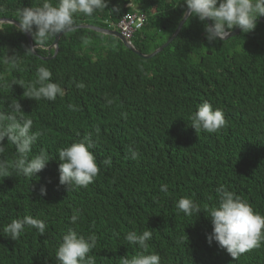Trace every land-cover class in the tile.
Returning a JSON list of instances; mask_svg holds the SVG:
<instances>
[{"label": "trees", "instance_id": "16d2710c", "mask_svg": "<svg viewBox=\"0 0 264 264\" xmlns=\"http://www.w3.org/2000/svg\"><path fill=\"white\" fill-rule=\"evenodd\" d=\"M42 2L0 0V19L18 21L17 9ZM182 2L108 0L105 11L78 16L76 22L106 28L104 20H118L132 11L127 5L133 3L148 18L146 31L133 43L141 53L150 54L175 33L186 12ZM114 8L118 12L111 14ZM204 24L188 18L180 34L150 60L138 58L113 37L86 29L64 34L56 58L42 60L25 53L29 45L22 32L0 25V58L19 56L15 68L0 62V82L17 84L0 86V109L17 100L26 118L33 120V130L41 132L32 154L44 148L54 157L30 180L0 176V264H57L51 247L62 236L58 237L53 218L70 222L74 209L81 210V217L69 228L85 225L96 235L91 253L96 264H119V258L136 255L139 249L127 244L124 235L145 228L153 231L149 251L159 253L162 263L194 264L198 253L216 252L205 243L211 220L183 213L175 217L168 204L189 196L201 208L214 206L217 187L225 185L219 182L233 173L238 178L235 193L264 215V23L257 22L250 33L212 44L205 38ZM84 37L90 38L89 45L82 44ZM36 53L46 58L53 50L39 48ZM41 66L49 68L52 82L64 89L55 101L29 99L23 95L26 88L19 86L20 81H34ZM204 101L224 112L226 124L215 133L196 132L190 126L189 116ZM89 133L100 168L93 185L58 188L59 173L54 179L58 149ZM5 143L0 159L11 165L15 149ZM130 147L139 153L136 159L131 158ZM108 157L110 167L102 163ZM161 184L168 185L170 195L160 192ZM41 186L46 188L44 196ZM11 198L16 200L7 209ZM26 215L44 216L49 223L45 234L28 228L16 241L7 238L3 226ZM252 256H256L252 264H264V242L246 259L251 261Z\"/></svg>", "mask_w": 264, "mask_h": 264}, {"label": "clouds", "instance_id": "9594fccd", "mask_svg": "<svg viewBox=\"0 0 264 264\" xmlns=\"http://www.w3.org/2000/svg\"><path fill=\"white\" fill-rule=\"evenodd\" d=\"M182 5L188 18L194 17L201 23L207 22L204 24V31L209 44L225 41L231 32L237 29L243 33H250L257 27V22L264 23V19H258L264 17V0H183ZM107 6L108 0H43L38 6L17 9L18 21L7 18L0 19L15 21L18 23L17 25L1 21L0 25H13L17 31L22 32L29 45V49H26L25 53L34 54L42 60L56 58L61 37L64 34H71L77 29H86L105 37H113L122 43L125 49L130 50L124 46L119 38L99 30L116 31L141 55L152 54L154 51L150 54H143L134 46L133 41L136 36H141L146 31L148 18L133 3L127 5L132 11L124 14L118 20H104L103 23L107 26L106 28L89 25L87 22L77 25L78 16L92 17L97 12L105 11ZM109 12L112 14V12H118V9L114 8ZM128 17L132 18L131 22ZM139 18H142V22L138 21ZM59 35L61 36L58 40V52L54 57L55 48L52 45ZM53 37V43L47 47V42ZM90 43L89 37L83 38V45L86 46ZM39 48L47 51L53 50V55L42 58L36 53ZM130 51L134 53L132 50ZM134 54L142 60H150ZM0 62L11 64L15 68L19 63V56L15 53L11 56L4 55L0 58ZM13 85H17L16 82L11 85L0 82V86L3 87L11 88ZM19 86L26 88L23 95L29 99L55 101L57 97H62L65 94L60 84L52 82V72L45 66L37 69L34 81H29L26 84L24 81H20ZM68 107L72 109L73 106L69 105ZM26 116L17 100L8 103L6 109H0V156L5 152L6 141L14 147L16 157L11 165L0 159V176L12 177L14 175L30 180L54 158L53 154L48 153L44 148H41L38 153L32 154L33 145L38 141L41 132L33 130L34 122ZM189 119L191 121L190 126L196 132L215 133L226 124L224 112L220 108L214 109L207 101L201 103L189 116ZM94 131L99 134L100 129L97 127ZM95 147L92 133H89L79 142H73L69 146L58 149L56 155L58 156L59 167L54 173V179L59 173V183L55 180L58 188L67 186L68 190L86 189L93 185L100 172L92 151ZM128 151L132 159L139 156V153L132 147ZM102 163L110 167L112 164L111 157L104 159ZM254 168L255 166L249 170ZM235 174L233 173L232 176L230 175L219 182L227 185L231 191L225 185L217 187L218 202L214 206L205 205L201 208L200 204L189 196L181 197L168 204L169 210L175 217L179 213H183L186 217L195 216L206 221L211 220L212 231L206 236L205 243L216 252L213 255L198 253L194 264H252L256 256H252L251 261H248L246 255L262 247L264 242V215L254 211L247 201L235 193L238 179ZM159 190L165 196L170 195L167 184H161ZM40 195H46V188L43 186L40 188ZM14 200L16 199H9L7 209L12 206ZM80 217L81 210L74 209L70 222H65L57 217L53 218V223L59 231L58 237L62 236L60 242L58 244L54 242L51 247L52 255L55 256L57 264H96L95 256L91 254L97 245L96 235L92 234L85 225H80L75 229L69 228L70 223L76 224ZM47 223L48 221L44 216L37 219L26 215L23 218L12 219L10 223L3 226V232L7 238L13 241L18 240L28 228L36 229L38 234L42 236L48 230L49 223ZM87 233L90 235L85 238ZM152 234L153 231L148 228L140 233L135 230L127 231L124 240L127 244L136 246L139 251L131 258L126 255L119 258V264H164L159 253L149 251V241ZM114 235L119 237L118 233H114Z\"/></svg>", "mask_w": 264, "mask_h": 264}, {"label": "water", "instance_id": "95a60500", "mask_svg": "<svg viewBox=\"0 0 264 264\" xmlns=\"http://www.w3.org/2000/svg\"><path fill=\"white\" fill-rule=\"evenodd\" d=\"M187 19H188V16L185 14L184 15V17H183V20L180 22V24H179V26H178V28H177V30H176V32L174 33V35L167 41V43H165L162 47H160L157 51H154L152 54H150V55H147V56H143V55H141L139 52H137L127 41H125L124 39H123V37L121 36V35H119L116 31H101V30H99L100 32H102V33H105V34H109V35H111V36H114V37H117V38H119L122 42H123V44H124V46L126 47V48H128V49H130V50H132L134 53H136L137 55H139L140 57H142V58H145V59H152L156 54H158V53H160L161 51H163L172 41H173V39L179 34V32H180V30H181V28H182V26H183V24L187 21ZM207 20V19H206ZM1 22H5V23H11V24H14V25H17L18 23L17 22H15V21H11V20H0ZM208 21V20H207ZM241 32V30L240 29H237V30H235V31H232L231 32V34H230V36L227 38V39H230V38H233V37H235V36H237V35H239V33ZM62 35V34H61ZM61 35H59V36H57L56 38H55V40H54V43H53V45L52 46H54V48H55V53H54V57L56 56V54H57V52H58V49H57V46H58V40H59V37L61 36ZM30 39V38H29ZM227 39H225V40H227ZM29 43H30V46L32 47V45H31V41L29 40Z\"/></svg>", "mask_w": 264, "mask_h": 264}, {"label": "built area", "instance_id": "2783aa9c", "mask_svg": "<svg viewBox=\"0 0 264 264\" xmlns=\"http://www.w3.org/2000/svg\"><path fill=\"white\" fill-rule=\"evenodd\" d=\"M128 20L131 22L132 21V18L131 17H128ZM139 22H142V18H139L138 19ZM140 25V24H139Z\"/></svg>", "mask_w": 264, "mask_h": 264}]
</instances>
